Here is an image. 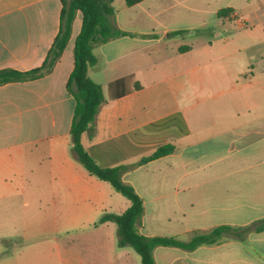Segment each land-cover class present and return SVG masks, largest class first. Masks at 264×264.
<instances>
[{
    "label": "crops",
    "instance_id": "crops-1",
    "mask_svg": "<svg viewBox=\"0 0 264 264\" xmlns=\"http://www.w3.org/2000/svg\"><path fill=\"white\" fill-rule=\"evenodd\" d=\"M111 7L110 22L126 34L94 49L88 75L106 99L82 135L85 149L101 167L127 166L122 180L143 199L145 236L188 241L232 227L214 244L156 246L155 264H264V228L257 229L264 223V0H113ZM62 8L63 0H0V70L41 66ZM81 24L78 13L50 73L0 85V212L62 190L83 231L63 242L46 235L23 238L18 249L0 246V264H33L36 249L27 247L47 238L56 248L41 249L47 258L39 264H143L119 245L115 222L100 223L131 201L73 152L76 101L67 82ZM121 78L129 92L112 99L109 84ZM168 144L172 153L136 165Z\"/></svg>",
    "mask_w": 264,
    "mask_h": 264
},
{
    "label": "trees",
    "instance_id": "trees-1",
    "mask_svg": "<svg viewBox=\"0 0 264 264\" xmlns=\"http://www.w3.org/2000/svg\"><path fill=\"white\" fill-rule=\"evenodd\" d=\"M112 1L103 0L99 3L97 0H63L60 31L44 63L39 67L26 71L11 68L1 69L0 85L13 81L32 80L50 73L68 44L76 16L78 13L81 14V30L76 37L74 47V69L67 82V89L76 101L71 126L73 152L92 175L109 182L117 192L131 201L130 207L121 214L105 213L101 217L100 223L115 222L118 227L119 245L132 247L140 255L143 264H155L152 251L156 246L194 249L204 244L219 242L224 233L231 230L232 227L228 225L218 226L208 233L196 234L188 241L167 236H145L138 229V221L144 211L143 199L132 185L122 180V173L127 166L101 167L85 149L82 143V135L94 122L100 107L106 99L103 87L88 75L90 67L97 63L94 49L112 37L126 34V32L115 28L109 20V15L113 12ZM140 1L142 0H126V3L134 5ZM125 84L126 78L111 82L109 84L110 97L116 99L127 94L129 90L126 89ZM135 88H140L138 82H136ZM174 150L175 147L172 144L161 146L136 165L170 154ZM263 228L264 223L257 229L262 230Z\"/></svg>",
    "mask_w": 264,
    "mask_h": 264
},
{
    "label": "rangeland",
    "instance_id": "rangeland-1",
    "mask_svg": "<svg viewBox=\"0 0 264 264\" xmlns=\"http://www.w3.org/2000/svg\"><path fill=\"white\" fill-rule=\"evenodd\" d=\"M101 3L103 0H97ZM80 20L77 19L75 23V28H80ZM112 189V185L108 183ZM62 190H54L53 192L43 191L44 196H48V199H32L31 204L26 207H22L20 204L9 206L5 211L0 212L3 217L0 218V234H7L12 237L13 241L8 245L6 242L0 240V246L18 249L21 245L19 244L23 238H28L33 240L34 237L39 236H49L54 237V235L60 237V241L69 237V234H76L82 226V223H76L71 220L72 207L67 199H64V194H61ZM117 192V191H115ZM52 193V194H51ZM116 196L122 200H128L126 196L117 192L114 193ZM55 195L57 198L52 199L51 197ZM84 231L87 230L85 226ZM68 234V235H67ZM114 234H118V227L115 226ZM63 242V241H62ZM54 249L56 248V243L54 239L47 238L44 241H38L36 243H30L27 249H36V255H30L29 258L34 259L33 264H39L40 259L43 257L46 259L47 256L45 252L41 249ZM28 256V255H25ZM24 256V258H26ZM43 263L46 261H42Z\"/></svg>",
    "mask_w": 264,
    "mask_h": 264
}]
</instances>
